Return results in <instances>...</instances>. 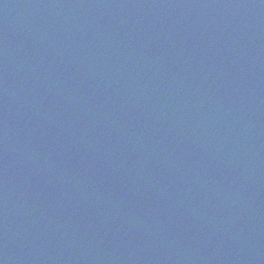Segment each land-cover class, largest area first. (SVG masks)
Instances as JSON below:
<instances>
[{
	"label": "water",
	"instance_id": "1",
	"mask_svg": "<svg viewBox=\"0 0 264 264\" xmlns=\"http://www.w3.org/2000/svg\"><path fill=\"white\" fill-rule=\"evenodd\" d=\"M0 264H264V0H0Z\"/></svg>",
	"mask_w": 264,
	"mask_h": 264
}]
</instances>
